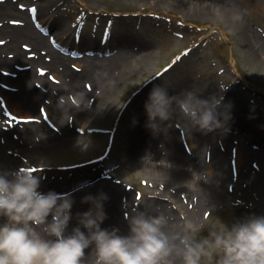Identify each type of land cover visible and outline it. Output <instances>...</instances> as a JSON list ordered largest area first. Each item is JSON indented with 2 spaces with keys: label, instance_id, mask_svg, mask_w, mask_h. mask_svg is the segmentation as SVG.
<instances>
[{
  "label": "rangeland",
  "instance_id": "1",
  "mask_svg": "<svg viewBox=\"0 0 264 264\" xmlns=\"http://www.w3.org/2000/svg\"><path fill=\"white\" fill-rule=\"evenodd\" d=\"M218 1L222 3V12H220L222 17L211 16L214 8L208 6L197 7L209 10L211 14L208 16L195 12L188 13L182 8L175 7L170 0H66V5L61 10L55 11V14H60L65 20L71 31L76 32L71 35L73 41L75 38L78 40L79 37L84 38V35H89L99 45V49L93 47L98 49V52L89 50L80 58V56H71L72 51H84L80 43L77 45L74 42L73 46L76 47L65 51V55L71 58L68 63L70 69L75 71L84 69L85 57H94L103 61L105 58H114L122 47L114 45L111 40V43H106L102 38L112 34L121 41L126 40L127 44L138 43L135 48L142 47V44L149 41L155 45L157 61L150 67L148 73L138 75L120 95L115 96L112 100V108L105 118L92 122L87 129L79 130L85 137V144L53 156L49 160H40L41 168L36 173L41 177L40 189L45 191L43 193H47L53 185L46 183V178L43 179L45 176H58L60 179L68 176L69 187L79 185L81 189L85 187V183L83 179L78 180L79 176L114 179L131 194L130 202L140 200L143 203L142 200H153L159 210L162 207L168 209L167 218L172 220L178 218L182 223L185 219L190 220L196 216L197 222L193 223V226L199 229L198 238L207 237L211 228L220 227V223L231 227L239 221V218L250 217L253 210L259 211V216H264V187L259 186L258 180L252 179L253 175H251V170L257 167V159L253 157L246 162V150L237 144L236 136L230 144L226 143L220 134L215 141L219 149L227 147L228 170L225 177L219 174L216 161H211L210 154L207 152L206 156L205 153L203 154L202 175L205 178L214 177L217 181L216 185L223 184L226 191H230L229 199L216 200L213 203L206 200L203 206L195 204L196 197L190 198L174 186L167 190L165 183L151 179L142 164H137L131 159L132 150L128 141L138 114V110L132 107L137 100L140 104H144L154 86L167 87L176 80L200 81L207 88L208 96L222 94L223 104L230 105L228 109L230 119L234 116V119H237V115L252 118L250 123L244 124V129L234 130L233 124L229 126L226 124L225 128L217 129L220 133H240L246 138L247 135L250 136V130L254 126H259L264 132V46L252 43L248 38V32L245 31L243 34L245 28L247 31H255L258 37L264 39V0ZM0 3L4 5L10 3L23 11H28L26 19L31 22L29 10L32 9L31 7L36 9L39 7L38 1L35 0H0ZM37 15L38 20L42 19L39 13ZM23 21L25 19L21 15L12 19L15 23ZM50 24L51 22L48 25ZM52 32L55 38L64 40L67 38V34H63L61 30ZM3 38L0 35V39ZM23 43L26 42L22 41ZM105 49H109V52L106 53ZM31 65L32 63L27 59L19 61L15 69L24 71L31 68ZM37 65L38 72L46 71L44 64ZM6 73H10V70ZM101 77L102 75L94 79L82 78L80 87L68 91L65 96L72 95L76 98L83 89L90 92L87 98L89 99L96 88L101 90L94 82ZM105 78L108 76L103 77L104 81ZM45 79L52 83L55 90L52 89L50 94L45 92L44 98L35 107L24 104L17 96L14 97L11 92L17 89L15 82L0 80V113L16 120L7 113L14 111L28 120L36 121L41 118L52 126H61L56 119L59 107L55 108L53 104L59 101L60 96L57 93L62 94V84L69 81V78L58 69L56 72L48 70ZM145 87V92L137 96L138 91ZM56 88L61 92H57ZM224 88L227 90L222 93L221 89ZM77 118L76 115L68 114L65 116V122L71 121L78 130L82 123ZM171 122L173 127L178 128V142L184 152L192 154L193 159L196 158L194 153L196 144L188 130L183 128L184 125L178 119H173ZM158 130L162 134V129ZM163 136V139L167 140L168 135ZM259 140L263 139L259 138L253 143L248 138L244 143L250 144L255 149H261ZM8 147L9 145H6V152ZM103 156L105 159H101L102 161H95ZM90 161L97 163L98 166L89 168ZM86 166L88 169H85ZM75 169L77 173H74ZM58 187L55 183L53 190L56 191ZM57 191L58 194L63 193ZM173 194L178 195L172 198ZM178 264H181L179 259ZM204 264H214L213 258H207Z\"/></svg>",
  "mask_w": 264,
  "mask_h": 264
},
{
  "label": "bare ground",
  "instance_id": "2",
  "mask_svg": "<svg viewBox=\"0 0 264 264\" xmlns=\"http://www.w3.org/2000/svg\"><path fill=\"white\" fill-rule=\"evenodd\" d=\"M35 1H38L39 5L36 14L39 13V16L42 18L40 22H51L49 26L50 30H61L63 34H67V40L59 38L57 39L59 46L56 45V42L53 41V38H55L53 32L52 35H47L38 28V25L34 21L31 22L28 18L26 19V12L28 11H23L10 3L6 5L0 3V35L4 37L0 39V80H5L3 82L10 83L15 82L17 89L11 93L14 97L17 96L19 100L30 107L37 106L40 100L44 98V93L47 92L50 94L52 92L51 90L54 89L52 83L45 79L48 70L50 72H56L60 69L62 74L69 78V81H65L62 84V94L57 93L60 97H62L61 95L65 96L68 94V91H72L75 87H78L81 79L85 77L94 79L102 75L101 79L94 81L101 90L99 91L96 88L92 95H90V98L87 99L90 92L82 89L81 94H83L88 102L89 107L87 108L82 107L80 110L66 108L63 110L59 107V113L56 116V119L61 125L59 127L52 126L41 118L36 121L19 122L0 113V171L3 172H13L21 168H34L37 169L36 171H39L41 168L40 160H49L53 156H58L85 144V137L79 130L87 129L92 122L100 118H105L112 108L111 104L115 96L120 95L126 87L133 83V80L138 75L148 73L150 67L157 61L155 45L149 41L142 44V47L135 48V46H138L136 45L138 43L132 42L127 44L126 40L121 41V39L115 36L112 43L118 47H122V49L114 58H105L103 61L102 59L94 57H85L86 65L84 69L81 71L70 69L68 63L71 58L65 55L64 51L71 48V44L73 43L71 35L76 32L73 31V33L71 31L60 14H55V11L58 12L66 5V0ZM170 2L175 7L182 8L183 11L188 13L195 12L208 16L211 14L209 10L207 11L205 9L208 6L212 9L214 8V13L211 16H223L220 13L222 12V3L218 0H170ZM17 15L23 16L25 21L20 23L12 22V19H15ZM245 31L248 32V38L252 43L255 42L256 45L264 46V39L258 37L255 31H247L244 28L243 34H245ZM84 36V38H80L77 35L79 39L77 40L75 38L74 41L77 44L80 43V47L84 50L81 52L82 55L93 47H98L99 49V45L93 38ZM79 40L80 42H78ZM22 41L26 43L22 44ZM121 42L126 44L122 45ZM98 49L95 50L98 51ZM27 59L32 63L31 68L24 71L15 69V65L19 61ZM37 64H44V67L47 68L46 72L43 74L38 72ZM7 70H10V73H6ZM106 75L108 78H105L106 81H104L103 77ZM166 88L170 96L179 95L184 91L195 90L201 98L209 97L206 94L207 88L200 81L194 82L188 79L176 80V82H172ZM145 89L146 87L138 91L137 96L143 94ZM56 91L61 92L59 88H56ZM53 106L55 108L58 107V102H55ZM132 108L134 110L137 109L138 114H136L135 125L131 129L132 134L128 141V144L131 146L130 149L132 150L131 159L137 164L141 163L142 167L149 172L148 175L151 179L165 183L167 190L174 186L185 192L190 198L196 197L195 204L197 206L205 205L206 200L213 203L216 200L230 198V194L228 195L230 191H226L223 184H221L222 186L216 185L217 181L214 177L210 176L205 178L201 171L202 157L204 153L206 156L207 152L210 154V158L212 157L211 161H216V165L220 171L219 174L225 177L227 173V147L219 149L215 142L219 134L228 144L234 140V136L238 138L237 144L246 150V162L253 157L257 159V167L252 169V173H250L253 175L252 179L256 178L259 186L264 187V132L260 130L259 126H254L250 130V136L247 135V137L253 143H256L259 138L263 139L259 140L261 141L259 143L262 147L261 149H255L250 144L245 145L244 140L248 138L240 135V133H220L219 130L205 133L198 129H186L184 126L183 128L188 130V133L196 144L194 150L196 158L193 159L192 154L189 155L184 152L182 145L178 142V128L172 126L171 121L173 119L181 121L178 114H175L169 121L159 123L158 129H162L163 135H168L167 140H164V136L159 133L158 129L153 130L148 126V115L145 110V103L140 104L139 100H137ZM68 114L76 115L78 121L82 123L77 128L78 130H76L75 125L71 121L69 123L65 122V116ZM234 117L226 123L228 126L233 124L232 128L234 130L244 129V124L250 123V119H252H249L245 115H237V119H234ZM182 124L184 125L183 122ZM6 145H9L7 152L5 151ZM162 148H164L163 150L165 152H163ZM54 177H43L46 178V183H53V185L56 183V185L60 186L55 191L52 189L53 185H51L49 191L57 193V190H60L63 192L62 194L70 196L73 201L71 209L72 219L69 222L67 233H71L73 228L80 226L78 214L94 210V201L102 204L103 211L106 215V219L101 224V228L109 230L118 228L122 235L129 233L125 213L129 212L133 207H137L149 215L163 214L167 217L169 212L168 209L163 207L159 210L158 205L153 200H142L143 203L140 200L130 202L131 194L128 190L126 191L121 183H117L114 179H88L85 180V187L81 189L78 185L69 187L68 183L70 181L67 180L69 178L68 176H63L62 179L58 176ZM39 191L45 192L41 189ZM175 195L178 194H173L171 197L173 198ZM87 197L92 199L85 202V198ZM253 215L259 216L260 213L259 211L253 210L250 216ZM48 219L50 221L51 216ZM192 219H190L192 223L197 222L196 216ZM243 219V217L239 218V221ZM5 222L6 218L0 217V224ZM182 224V221L178 218H174L173 220L168 218L165 231L170 235L180 233L182 232ZM82 231L87 232L83 228ZM93 247L86 249L85 264H92L94 260ZM175 264H178V258Z\"/></svg>",
  "mask_w": 264,
  "mask_h": 264
},
{
  "label": "clouds",
  "instance_id": "3",
  "mask_svg": "<svg viewBox=\"0 0 264 264\" xmlns=\"http://www.w3.org/2000/svg\"><path fill=\"white\" fill-rule=\"evenodd\" d=\"M223 101L222 94L201 98L195 90L170 96L166 87L156 85L145 102L148 126L157 130L178 114L186 129H223L230 119V105ZM58 107L89 106L78 94L60 97ZM40 185L34 168L0 171V217L6 218L0 224V264H85L86 249L93 246L92 264H175L177 258L181 264H204L209 257L214 264H264V216L253 215L231 227L219 222L207 237L198 238L199 229L190 220H184L182 232L170 235L165 215L133 207L125 213L129 233L122 235L118 228H101L106 215L94 201V210L78 214L80 226L67 233L71 197L43 193Z\"/></svg>",
  "mask_w": 264,
  "mask_h": 264
}]
</instances>
